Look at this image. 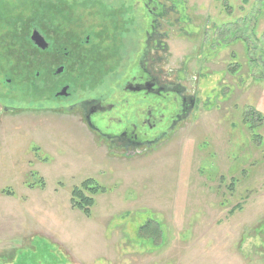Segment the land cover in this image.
<instances>
[{"label": "rangeland", "instance_id": "1", "mask_svg": "<svg viewBox=\"0 0 264 264\" xmlns=\"http://www.w3.org/2000/svg\"><path fill=\"white\" fill-rule=\"evenodd\" d=\"M79 1L116 14L125 35L104 45L107 72L80 81L81 96L120 104L97 118L103 132L154 105L123 89L153 19L167 32L153 38L161 70L197 102L169 130L177 106L162 99L166 137L125 154L78 110L8 101L18 109L0 116V264H264V0ZM88 179L102 188L90 215L72 198Z\"/></svg>", "mask_w": 264, "mask_h": 264}, {"label": "flooded vegetation", "instance_id": "2", "mask_svg": "<svg viewBox=\"0 0 264 264\" xmlns=\"http://www.w3.org/2000/svg\"><path fill=\"white\" fill-rule=\"evenodd\" d=\"M91 3H95L92 4L95 9L91 8ZM91 3L89 10H83L88 3L79 0H0V116L16 112L18 108L7 102L20 93L26 99L56 104L51 105L55 110H78L91 130L104 137L112 148L122 149L125 154L132 153L163 140L168 129L176 128L189 116L197 101L195 96L187 95L180 82L175 83L170 75H164L168 72L161 70L160 47H154L161 42L153 38H160V33L167 32H160L159 21L153 19L150 31H146V46L137 53V69L123 89L154 98V105L144 109L139 107L136 116L120 121L119 132H103L96 123L97 118H103L120 104L95 91L89 94L91 96H81L80 81L85 78L96 81L99 75L107 72L104 45L110 42L112 35L120 38L125 35L120 27L122 24L115 22L116 14L113 16L115 25L113 19L108 18L111 25L103 26L102 20H106L107 14L104 17L98 1ZM146 7L149 8L147 4ZM153 13L162 18L165 12L162 15ZM104 27L108 32L103 35ZM116 29H121V33L114 31ZM35 32L43 37L41 44L33 39ZM151 50H156L159 58L148 64L152 58ZM171 95L177 110L170 118L168 129L164 130L159 126L164 121L160 107L162 99H169ZM149 130L157 131L147 137Z\"/></svg>", "mask_w": 264, "mask_h": 264}, {"label": "trees", "instance_id": "3", "mask_svg": "<svg viewBox=\"0 0 264 264\" xmlns=\"http://www.w3.org/2000/svg\"><path fill=\"white\" fill-rule=\"evenodd\" d=\"M157 7H158V4H157ZM157 13L160 14V13H164V12H161V10L158 9ZM107 16H108L109 20L113 19V15L111 13H107ZM113 23H114V19H113ZM114 25H115V23H114ZM101 190H102V188L99 185H97L94 180L88 179V180L84 181L82 183L81 187H76L72 191V195H73L72 198L74 201V205L76 207L81 208L85 212V214L90 215V208L94 204L93 195L96 194L97 192L101 191ZM87 192H90L91 196H88ZM156 229L158 230V227H156ZM159 231H160V229H159Z\"/></svg>", "mask_w": 264, "mask_h": 264}, {"label": "water", "instance_id": "4", "mask_svg": "<svg viewBox=\"0 0 264 264\" xmlns=\"http://www.w3.org/2000/svg\"><path fill=\"white\" fill-rule=\"evenodd\" d=\"M33 39L35 40L36 43L38 44H41L43 41V37L38 33V32H35L34 35H33Z\"/></svg>", "mask_w": 264, "mask_h": 264}]
</instances>
